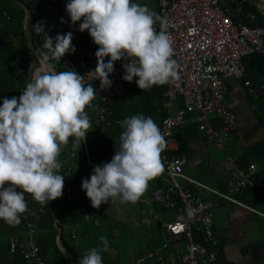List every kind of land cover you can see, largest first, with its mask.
<instances>
[{
    "label": "built area",
    "instance_id": "built-area-1",
    "mask_svg": "<svg viewBox=\"0 0 264 264\" xmlns=\"http://www.w3.org/2000/svg\"><path fill=\"white\" fill-rule=\"evenodd\" d=\"M156 7V14L163 23L157 21L154 28L157 33L165 31L168 34L174 51L171 58L179 66L180 78H172L165 84L162 107L166 113L159 124L167 144L161 153L164 169L149 190L151 203L167 211L164 220L157 214L150 219L151 224L159 222V229L165 233L164 241L160 247L140 255L133 264H168V257L174 264H214L221 249L215 230V209L219 200L243 206L264 218V212L235 197L244 191L256 190L257 168L254 163L238 166L234 158L226 156L225 163L232 164L227 187L224 190L209 187L183 172L187 158L184 154L176 153L179 150L178 134L186 126L187 115L192 113L194 123L204 133L206 140L225 150L226 135L236 125V116L226 100L225 81L234 79L247 88L251 87L250 81L245 79V58L251 54L264 56V0H156ZM48 15H56L51 3H48L44 17ZM30 20V14L25 9L23 28L28 45L27 83L39 64L36 58L38 50H43L31 42ZM11 21L10 9L4 0H0V47L4 43L13 44V33L5 28ZM63 21L62 28L66 29V33H72L71 42L81 52L77 61L62 56L61 65L79 75L94 70L97 64L95 52L99 46L93 43L88 30L78 31L82 20L70 26L66 13ZM82 36L88 40L84 47ZM108 59L105 57V62ZM14 63L20 67L22 60L15 58ZM124 63L127 61L114 62V71L108 77L112 81L109 88L101 89L99 80L91 81L97 95L86 106L85 112L91 127L100 133L118 125V120H112L111 104L128 90V82L122 79ZM56 70L59 72L57 66ZM176 104L179 108L174 109ZM212 113L221 120V130L210 125L208 117ZM83 151L90 170L96 165L105 164L89 156L86 138L83 140ZM58 162L62 165L60 171L64 176L62 195L72 201L74 188L70 179L75 165L68 157H62ZM181 178L187 181L186 186L180 184ZM198 188L210 191L217 199L201 197L196 192ZM25 199L28 210L20 215L24 227L21 233L11 232L7 240L8 251L15 260L23 259L26 264H46L36 243L38 219L44 216L45 205L34 203L28 193H25ZM100 207L92 208V213H97ZM189 211L193 212L192 216L188 215ZM81 224L75 223L71 227H64V230L76 237Z\"/></svg>",
    "mask_w": 264,
    "mask_h": 264
},
{
    "label": "clouds",
    "instance_id": "clouds-1",
    "mask_svg": "<svg viewBox=\"0 0 264 264\" xmlns=\"http://www.w3.org/2000/svg\"><path fill=\"white\" fill-rule=\"evenodd\" d=\"M65 11L70 26L82 20L78 31L88 30L99 46L97 64L84 75L74 70L58 72L61 57L75 52L72 33L52 38L43 21L32 25L44 36L43 50L36 57L39 64L19 98H5L0 105V220L9 226L18 225L20 215L28 210L25 193L41 206L62 196L64 176L59 174L62 165L57 157L61 145L73 136L76 155L91 127L85 112L97 95L91 81L99 80L101 89L109 88L114 62L121 60L127 61L122 64V79L138 78L135 83L141 90L180 78L168 34L154 28L163 21L147 5L131 0H69ZM118 123L123 131L111 161L94 166L90 178L82 179L81 189L93 208L109 200L136 203L148 182L164 169L161 153L167 144L152 118L139 114ZM99 240L102 247L89 249L79 264H102L101 253L108 250L109 241L103 235Z\"/></svg>",
    "mask_w": 264,
    "mask_h": 264
},
{
    "label": "crops",
    "instance_id": "crops-1",
    "mask_svg": "<svg viewBox=\"0 0 264 264\" xmlns=\"http://www.w3.org/2000/svg\"><path fill=\"white\" fill-rule=\"evenodd\" d=\"M61 19L54 15L44 17L47 30L53 31L54 37L66 33L60 30L63 25ZM78 58L79 56L76 60ZM260 74L252 82L249 80L251 87L248 88L234 79L225 81L226 100L236 116L234 129L226 135L225 150L206 140L204 133L199 131L194 123L193 114L189 113L186 126L178 134V151L187 158L183 168L185 175L218 190H224L230 181L232 164L225 163L226 156L234 158L235 163L241 167L254 163L257 168L256 190H247L235 197L264 212V71ZM177 108H179L178 104L174 109ZM208 118L214 129L221 130V120L216 114L212 113ZM87 133L88 145V137L91 134L89 131ZM82 153V160H73L75 172L71 182L77 204L86 201L89 204L85 191L81 189V183L82 179L90 177L92 170L87 166V162L83 159L85 154L83 151ZM111 159L110 153H106V163ZM156 180L157 176L148 182L146 192L134 204H121L118 200L111 203L109 200L97 213H92L91 206L87 211L89 213H86V216L91 218H84L77 232L74 243L77 255L82 258L89 249L102 247L99 240L102 235L109 241L108 250L101 253L102 264H133L147 250L160 247L165 233L159 229V222L151 224L150 219L157 214L161 220H164L167 211L150 201L149 190ZM179 182L182 186L187 185V181L182 178ZM196 192L205 199H217L215 194L204 188H198ZM33 201L39 204L34 199ZM61 201L59 197L50 203L58 206ZM54 220L59 223L57 219ZM40 221L39 218V225ZM61 223L67 227L62 220ZM23 227L21 219L14 227L3 220L0 221V264H18L8 251L7 240L11 232L21 233ZM215 230L220 239L221 249L214 264H264V218L243 206L219 200L215 209ZM39 231L43 232L40 229ZM56 243L60 250L65 251L60 235L56 237ZM168 264H174L169 257Z\"/></svg>",
    "mask_w": 264,
    "mask_h": 264
},
{
    "label": "trees",
    "instance_id": "trees-1",
    "mask_svg": "<svg viewBox=\"0 0 264 264\" xmlns=\"http://www.w3.org/2000/svg\"><path fill=\"white\" fill-rule=\"evenodd\" d=\"M4 2L12 13V21L8 23L5 28H9L13 33L14 45L12 43H4L0 47V61L2 64V69L0 71V101H2V103L5 98L10 99L13 96L18 97L22 94V91L27 84L28 45L24 36L25 31L23 28L25 9L28 11L31 18L29 27L31 42L34 46L42 47L44 36L43 34L38 35L35 33L32 25L36 24L39 20L43 21L44 31L47 32L50 37L54 38V32L48 31L47 25L44 22V14L47 5L48 3H51L56 14L55 16H59L64 20L66 19L65 7L69 0H4ZM131 2L143 5V2L139 0H131ZM60 30H62L63 33L66 32V29L62 27ZM87 44V38L82 36V46L84 47ZM80 52L81 49H76L74 53L69 52L65 55L70 56L74 61H77L76 58L80 55ZM15 58H20L22 60L20 67L14 63ZM245 64V79L252 82L261 75L260 73L262 71H264V56L251 54L245 58ZM56 66L59 71H67L61 63H57ZM16 72L17 75H14ZM135 81L136 79H133L132 82H128V90L126 94L111 104L113 113L112 120H118V122H120L133 115L142 114L145 117H151L159 127L160 120L166 113L165 108L162 107L166 85H153L150 90H141L137 87ZM122 131L123 129L120 127L119 123L115 128H112L105 133L95 131L98 137H88V143L90 144L89 156L91 158L96 157L97 160L99 159L106 163V153H110V156L113 157L115 154V144H118L119 136ZM99 138H102L105 144L102 142L100 143ZM75 139L74 136L69 137L68 144L61 145V151L59 154L61 157H68L72 163L73 160H82L81 154H83L81 142L75 155V150L73 148ZM176 153H179V151ZM83 156V159L86 161V156ZM61 199L62 201L61 203L59 202L60 205L58 206L53 205L52 202L45 204V214L40 218L41 221L39 225V229L43 232L39 231L36 243L46 264H79V260L81 259L79 257L80 255L78 256L74 250L76 237H73L70 233L64 230L61 220L63 223H66L65 225L67 227H71L75 223H83L87 211L90 210L91 202L88 199L89 204L87 201L77 204L76 200L69 201L63 195L61 196ZM54 219H57L59 223ZM58 235H60L65 251L60 250L57 246L56 237ZM16 262L18 264H26L23 259L16 260Z\"/></svg>",
    "mask_w": 264,
    "mask_h": 264
},
{
    "label": "rangeland",
    "instance_id": "rangeland-1",
    "mask_svg": "<svg viewBox=\"0 0 264 264\" xmlns=\"http://www.w3.org/2000/svg\"><path fill=\"white\" fill-rule=\"evenodd\" d=\"M139 1H141V2H143V5H147V7L151 10V11H153V12H155L156 13V11H157V8H156V0H139ZM88 131H89V133L91 134V136H95V137H98L97 136V133L95 132L96 130L95 129H93L92 127H90L89 129H88ZM86 135L88 136L89 134L88 133H86ZM90 137V136H89ZM99 142L101 143H103V144H105V142H103V140H102V138H99ZM98 142V143H99ZM103 144H101V145H103ZM88 145L90 146V144L88 143ZM104 146V145H103ZM102 149V148H101ZM62 157L61 156H58L57 157V160H60ZM94 160H97L96 159V157H94L93 158ZM99 160V159H98ZM97 160V161H98ZM101 161V160H100ZM103 162V161H102ZM60 171V170H59ZM60 174H61V171H60ZM74 188V187H73ZM75 191H74V193H73V201L75 200Z\"/></svg>",
    "mask_w": 264,
    "mask_h": 264
}]
</instances>
